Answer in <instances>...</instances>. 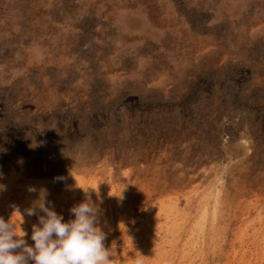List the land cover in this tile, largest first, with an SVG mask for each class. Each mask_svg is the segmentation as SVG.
<instances>
[{
    "label": "rangeland",
    "instance_id": "374dc122",
    "mask_svg": "<svg viewBox=\"0 0 264 264\" xmlns=\"http://www.w3.org/2000/svg\"><path fill=\"white\" fill-rule=\"evenodd\" d=\"M127 169L122 215L222 184L264 214V0H0V217L31 238L19 193L66 219Z\"/></svg>",
    "mask_w": 264,
    "mask_h": 264
},
{
    "label": "bare ground",
    "instance_id": "6f19581e",
    "mask_svg": "<svg viewBox=\"0 0 264 264\" xmlns=\"http://www.w3.org/2000/svg\"><path fill=\"white\" fill-rule=\"evenodd\" d=\"M142 170L131 173L127 169L118 180L117 193L112 185L115 179L97 180L93 186L85 187L93 203L101 210L99 226L106 234L104 243L112 264H264L262 209L256 204L250 203L249 206L245 200H240L241 192L229 194L223 184L214 196L211 191L208 193L207 188L200 191L194 187L167 198L154 186V189H159L155 193L157 197L147 195L145 200L150 202L151 199V209H146L145 215L139 210L122 215L121 211L126 206L124 203L131 202L138 194L137 188L133 193L135 186L144 187V182L148 180ZM153 180L152 177L149 181L153 183ZM41 188L48 190L47 200L58 213L63 207L59 209L55 206L51 189L46 185H41ZM124 190H127L126 194ZM22 195L24 192L19 193L16 204L19 203L18 209L25 211L38 198V193H28L26 199L19 197ZM0 196L6 198L7 190L0 191ZM73 200L72 206L83 202L85 192L75 195ZM70 209L67 208L68 217L65 221L74 219L69 213ZM23 217L24 229L29 231L35 216L24 214ZM24 239L29 245L34 244L31 238L25 236Z\"/></svg>",
    "mask_w": 264,
    "mask_h": 264
},
{
    "label": "clouds",
    "instance_id": "9594fccd",
    "mask_svg": "<svg viewBox=\"0 0 264 264\" xmlns=\"http://www.w3.org/2000/svg\"><path fill=\"white\" fill-rule=\"evenodd\" d=\"M4 174L0 171V179ZM6 186L0 184V191ZM29 193H38L32 206L25 209L27 216H38L33 224L29 245L21 228L0 217V264H112L104 241L106 234L99 226L100 208L94 204L89 190L85 200L71 207L74 219L64 220L47 200L48 190L28 187ZM18 212L23 217L18 208ZM43 213V214H41Z\"/></svg>",
    "mask_w": 264,
    "mask_h": 264
}]
</instances>
